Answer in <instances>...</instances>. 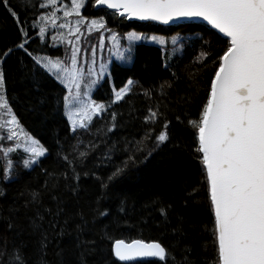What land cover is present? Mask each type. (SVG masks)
<instances>
[{
    "label": "snow or ice",
    "instance_id": "1",
    "mask_svg": "<svg viewBox=\"0 0 264 264\" xmlns=\"http://www.w3.org/2000/svg\"><path fill=\"white\" fill-rule=\"evenodd\" d=\"M89 2L90 0H70L69 9L66 0L64 19L61 21L57 15L60 11L58 0H16L15 4L12 0H0V9L13 20L17 32L15 40L0 45V114L7 113L10 116L7 123L11 125L9 135L0 139L19 140L16 129L21 125L13 112L14 101L8 93V61L15 57L16 79L24 86L25 94L30 98V110L45 118L49 113H59L66 117L72 133L71 139L77 141L76 144H71L57 138L53 149L42 144L39 139L25 134L23 152L27 157L21 156L23 168L27 171L40 168L44 180L37 188L26 184L19 193L22 199L13 204L8 209L7 216L3 217V227L0 229V264H30L27 253L29 242L23 239L25 233L30 237H38V258L34 264H49L46 256L51 239L44 227L46 217L51 218L48 224L53 230L52 238L71 234L68 227L78 217L80 222L75 225L74 231L79 240L89 223L94 224L99 218L111 215L109 210L100 207L99 199L92 209L91 221L83 210L75 216L64 215L65 193L79 198L82 173L77 161L82 164L90 150L99 147L95 142L84 145V141L80 139L81 133L91 132L94 118L106 119L105 134L113 133L120 126L117 117L123 113L112 109V105L129 102L134 94L133 85L138 83L128 79L118 89L113 86L114 99L110 98L107 104L98 103L92 97L93 89L101 79H110L111 73L103 61L99 70L96 69L98 50L102 53L106 46L104 35L99 36L98 44L88 48L79 46L81 25L86 19L82 15V9ZM94 6L111 9L113 16L128 21L156 22L161 25L175 23L181 30L189 31H195L194 26L181 25V21L199 20L210 26L196 40L179 35L171 38L173 55L179 52L182 57L189 47L195 50L196 45H199L198 55L185 66L188 79L193 81L190 87H194L198 81L199 69L192 72L193 65H199L200 68H207L209 64L213 66L207 95L199 106L197 118H193L187 111L191 103L187 95L181 101L183 111L169 104L168 90L176 85L178 76L172 71L171 62L164 63L163 67L171 72V76L158 87L142 90L143 97L149 102L146 114L142 117L144 135L134 142L133 148L125 149L131 153L128 161L118 167L108 180L123 174L129 161L134 162L136 153L142 152L148 142H151V146L145 158L167 143L180 147L172 140L174 128L183 126L184 129H191V142L184 147L192 150V158L199 165L200 187L205 192L204 199L211 220L213 255L210 257V264H264V0H94ZM72 16L77 18L75 26L68 19ZM49 28L52 32H49ZM92 28H96L98 32L106 30L110 33L113 48L121 47L117 33L107 28L103 18L99 22L91 20L87 30L91 32ZM57 29H67V36H74L75 41L56 33ZM142 39L149 38L137 32L127 34L129 42ZM150 39L155 42L157 38L152 36ZM34 43L37 45L35 48L32 47ZM65 43L71 45L70 55L67 49L63 58L59 55L53 58V54L47 52V49ZM160 43L163 44L164 41ZM125 51L127 56L117 51V58L121 62L131 63L134 51L131 43ZM46 84H51L52 88L46 89ZM133 111L141 110L133 105L130 117ZM170 111L174 113L172 118L168 115ZM81 145H84V150H80ZM19 147L20 144L17 143V148ZM115 147L113 145L109 153L105 154V159H110ZM12 151L11 147L4 150L6 163L0 169V183H12L19 177L13 161L8 158ZM53 151L57 161L62 162L63 169L60 171L42 167L44 160ZM83 175L88 173L84 172ZM101 183L102 187L107 188V183ZM195 193L196 189L193 188L189 195L195 199ZM3 195L4 192L0 190V196ZM45 196L52 206L44 203ZM152 206L157 208L163 218L161 223L169 224L172 205L153 201ZM22 211L28 221L26 229L17 223ZM117 212H126L123 202ZM119 222L117 215L115 223ZM142 223H147V220ZM184 225V218L177 217L171 228V234L176 237L173 247L187 239ZM110 235L105 226L100 234L101 239H109ZM82 243L95 244V241ZM193 251L190 244H184L183 258L177 260L170 249L159 241H126L117 238L110 246V255L115 258L113 264L117 261L128 264L147 258H157L162 264H194L189 258ZM56 255L62 257V250ZM60 264H63L62 259ZM205 264H209V261Z\"/></svg>",
    "mask_w": 264,
    "mask_h": 264
},
{
    "label": "trees",
    "instance_id": "2",
    "mask_svg": "<svg viewBox=\"0 0 264 264\" xmlns=\"http://www.w3.org/2000/svg\"><path fill=\"white\" fill-rule=\"evenodd\" d=\"M12 2L15 4L16 0H12ZM65 4L66 0H58L60 11L57 15L61 21L64 19ZM67 6L70 9V0H67ZM82 15L86 19L81 25L82 35L79 46L88 48L90 45L98 44L99 36L104 35L106 46L102 53L98 50L96 69L99 70L100 63L103 61L111 73L110 79H101L96 86L93 98L107 104L110 98L114 99L113 86L118 89L126 84L128 79H133L138 83L133 85L134 94L129 102L112 105V109L123 113V115H118L117 120L120 126L113 133L105 134L106 119L100 118H94L91 132L81 133L80 139L84 141V145L95 142L99 144V147L90 150V154L82 164L77 161L82 173L79 181V198L76 199L68 193L64 195L65 216H75L77 212L83 210L91 221L92 209L96 207L98 199L100 207L109 210L111 215L107 218H99L94 224L89 223L79 240L74 231L75 225L80 222L78 217L72 220L68 227V232L71 234H65L60 238H52L53 230L48 224V220L51 218L46 217L44 227L49 232L51 239L47 248L46 260L49 264H60L61 259L63 264H81V260H83V264H113L115 258L110 255V246L114 239L120 238L126 241L143 239L145 242H162L177 260L183 258V245L190 244L194 251L190 253L189 258L193 260L194 264H205L206 261H209L210 264L213 243L210 232V215L207 202L204 199L205 192L200 187L201 175L198 162L193 160L192 150L184 147L191 142V129H184L183 126L174 128L172 140L180 147H174L173 143H167L152 151V154L145 158V154L151 146V142H148L142 152L136 153L135 161H129L123 174L114 177L111 181L108 180L118 167L128 161L131 153L125 149L133 148L134 142L140 140L144 135L142 117L146 114V106L149 102L143 97L142 90L147 87H158L163 80L171 76V72L163 67L164 63L171 62L173 64L172 71H175L178 76L176 85L168 90L170 92L169 104L171 107L183 111L181 101L187 95L191 100L187 111L193 118H197L199 106L207 95L209 81L213 75V66L209 64L207 68H200L199 65H193L192 72H197L199 69L197 72L198 81L194 87H190L193 81L188 79V71L185 66L189 65L198 55L199 45H196L195 50L189 47L181 57L179 52L175 55L172 54L171 38L179 35L186 39L196 40L199 35L205 34L204 30L209 26L202 22H181V25L191 24L194 26L195 31H189L181 30L177 24L164 26L153 22L127 21L122 17L113 16L112 12L106 9H95L94 0H90L87 6L82 9ZM101 18L107 28L117 33L121 45L119 49L113 48L110 33L106 30L100 32L96 28H92L91 32L87 30V25H90L91 20L95 19L99 22ZM68 19L75 26L77 18L72 16ZM49 32H52L51 28H49ZM67 32V29L56 30V33L64 35L66 39L75 41L76 38L67 36ZM131 32H137L149 39L129 42L127 34ZM152 36L157 38L155 42L151 41ZM16 37V26L13 20L3 9H0V45L8 44ZM160 41H164V43L161 44ZM130 43L134 49L132 62H118L115 58L117 51L127 56L125 49L129 47ZM36 46L35 43L32 45L33 48ZM66 49L70 55L71 45L67 43L49 48L47 52L53 54V58L56 55L63 58ZM109 49L112 50L109 51ZM15 68L14 57L8 61L10 76L8 93L14 101L13 112L17 115L21 125L19 129L53 149L56 147L57 138L62 142L76 144L77 141L71 139L72 133L64 116L59 113L55 115L49 113L45 118L44 115L30 110V98L25 94L24 86L17 81ZM45 88L50 90L52 85L46 84ZM126 100H128L127 97ZM133 105L141 111H133L130 117L129 112L132 111ZM168 115L172 118L174 113L170 111ZM9 119L8 114L4 119L0 118V126H2L0 127V137L9 135L11 128V125L7 123ZM173 124H175L174 119ZM159 130L160 128L157 126V131ZM126 141L132 143H126ZM9 142L12 141L6 138L0 139V169L6 163V158L3 157L1 150L13 147ZM84 145L80 146V150H84ZM113 145L116 147L111 151L110 159H105V154L109 153ZM13 165L16 172L19 173L18 179L12 183H0V190L4 192V195L0 196V229L3 227V217L7 216L8 209L22 199L19 197V193L24 186L30 184L32 188H37L44 180L40 168L27 171L23 168L20 160H15ZM42 167L55 171L63 169L62 162L57 161L54 151L48 159L44 160ZM84 172H87L88 175H83ZM102 181L107 183V188L102 187ZM193 188L196 189L195 199L189 195ZM61 191H63L62 188ZM153 201L172 205L169 224L161 223L163 218L157 208L152 206ZM122 202L126 205V212L118 213L117 210ZM44 203L52 206L47 196L44 198ZM117 215L120 221L118 224L115 223ZM177 217H183L185 220L187 239L179 246L173 247L176 237L171 234V228L175 225ZM144 220H147V223H142ZM62 221L63 217L60 218L61 226ZM17 223L23 228H27L28 221L25 219L23 211L20 213ZM105 226L111 235L109 239L102 240L100 234L105 230ZM206 228L209 230L205 231ZM23 239L29 242L27 253L30 257V264H34L38 258L37 249L39 246L36 243L38 237H30L25 233ZM84 241H95V244H84L82 243ZM61 250L62 257L57 256L56 253ZM116 264L123 263L117 261ZM128 264H162V262L143 260Z\"/></svg>",
    "mask_w": 264,
    "mask_h": 264
},
{
    "label": "rangeland",
    "instance_id": "3",
    "mask_svg": "<svg viewBox=\"0 0 264 264\" xmlns=\"http://www.w3.org/2000/svg\"><path fill=\"white\" fill-rule=\"evenodd\" d=\"M115 58H116V60H117L118 62H121V61L117 58V55L115 56ZM95 89H96V87H95V88L93 89V91H92V97H93V95H94L95 92H96ZM97 102H98V103H101V102H99V101H97ZM5 117H7V113L0 114V118L4 119ZM65 119L67 120L66 117H65ZM16 131H17V133H18V135H19V140L17 141L16 138H13V140H11L12 142H9V143H11V145L13 146V147H11V148L13 149V151L10 152V153L8 154V158L11 159L13 162H15V160H20V161L22 162V160H21V156H24L25 158L27 157V154H25V153L23 152L24 140L26 139L25 134H27L28 136H30V135H29L28 133L23 132V131L20 130L19 128L16 129ZM31 137H32V136H31ZM17 143L20 144V147H19V148H17ZM1 152H2L3 157H4V149H2Z\"/></svg>",
    "mask_w": 264,
    "mask_h": 264
},
{
    "label": "water",
    "instance_id": "4",
    "mask_svg": "<svg viewBox=\"0 0 264 264\" xmlns=\"http://www.w3.org/2000/svg\"><path fill=\"white\" fill-rule=\"evenodd\" d=\"M94 8L95 9H106V10H108V11H111V12H113V10H111V9H107V8H105V7H100V8H97V7H95L94 6ZM128 21V20H127ZM137 22H143V21H137ZM181 22H184V21H181ZM194 22H201V21H199V20H196V21H194ZM153 23H156V22H153ZM202 23H205L206 24V22H202ZM156 24H159V23H156ZM173 24H175V23H173ZM173 24H171V25H173ZM159 25H161V24H159ZM165 26V25H164ZM167 26V25H166ZM210 27V26H209ZM141 260H158L157 258H147V259H139V260H137V261H141ZM132 262H136V261H132ZM132 262H128V263H132ZM121 263H123V262H121Z\"/></svg>",
    "mask_w": 264,
    "mask_h": 264
},
{
    "label": "bare ground",
    "instance_id": "5",
    "mask_svg": "<svg viewBox=\"0 0 264 264\" xmlns=\"http://www.w3.org/2000/svg\"><path fill=\"white\" fill-rule=\"evenodd\" d=\"M141 261H143V260H141Z\"/></svg>",
    "mask_w": 264,
    "mask_h": 264
}]
</instances>
